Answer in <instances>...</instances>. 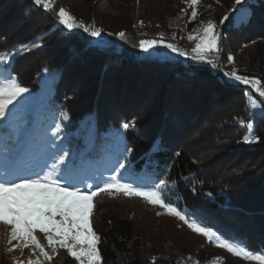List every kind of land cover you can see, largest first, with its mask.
Returning <instances> with one entry per match:
<instances>
[{"label":"trees","instance_id":"obj_1","mask_svg":"<svg viewBox=\"0 0 264 264\" xmlns=\"http://www.w3.org/2000/svg\"><path fill=\"white\" fill-rule=\"evenodd\" d=\"M120 1L123 5L118 7L113 0H55L57 11L62 6L77 21L103 30L107 40L101 47L82 29L69 30L60 25L55 13L46 12L32 0H0V14H7L6 31H0V52L15 51L21 44L41 43L42 47L15 55L11 71L31 90L39 88L41 74L57 71L53 99L59 105L55 107L74 122L86 118L93 121L98 153L92 154L100 155L103 132L121 126L122 118L133 120L134 127L125 130L123 136V157L131 171L146 184L166 181L167 202L194 215L222 237L254 252H264V97L249 85L229 79L221 67H192L180 59L151 57L134 47L143 40L136 34L140 27L162 25L165 15L172 14L167 9L153 11L148 3L151 0ZM173 1L162 0L163 5ZM235 6L233 0L230 8ZM242 6L248 11L244 18L238 20L236 11H232L229 21L222 24L220 47L224 55L231 44L264 37V0H246ZM13 19L16 24L24 22V36L22 32L13 36ZM121 31L126 33L123 41L115 35ZM32 59L35 63L26 66ZM23 67L28 72L27 80ZM77 70L86 80L91 79L92 86L89 101L74 104L73 111L67 94L71 75ZM260 80L264 83V78ZM249 96L259 102L261 112L250 106ZM147 111L152 112L148 119ZM241 121L254 125L259 142H243L247 129ZM197 142L226 150L229 142H234L241 152L235 147L224 158L240 153L238 162L229 166L219 154L215 157L218 164L213 166L202 160L204 150ZM118 197L135 198L144 209L163 212L141 197ZM157 216L183 224L167 214ZM92 219L94 231L101 237L98 247L103 264H145L150 258V239L136 231L131 216L96 205ZM205 243L216 247L215 243Z\"/></svg>","mask_w":264,"mask_h":264},{"label":"rangeland","instance_id":"obj_2","mask_svg":"<svg viewBox=\"0 0 264 264\" xmlns=\"http://www.w3.org/2000/svg\"><path fill=\"white\" fill-rule=\"evenodd\" d=\"M245 1L243 0L242 4ZM178 2H181V4H177ZM232 2L233 0H200L199 5H197L198 17L196 20H191V9H187V12L183 11V9L187 8L185 0H174L170 4L164 5L162 0H151L148 3L153 6V11H164L167 9L166 11L172 15H165V22L162 25L153 24L149 28L140 27L136 34L142 39H159L161 34H163L165 43H175L178 47L190 52L197 41L188 40V35H195L208 21H214L217 24L221 35L223 28L220 21L224 15H232L233 9L230 8ZM112 3L118 7L123 5L120 0H113ZM242 4L235 6L238 20L244 18L248 12ZM6 15L5 13L0 14V31L2 32L6 31L4 29V23L7 19ZM125 17L126 15L118 19ZM11 23L14 24L12 29L15 30V33H12L13 36L16 35V32L18 34L22 32L23 36L26 34L23 29L25 26L24 22L16 24L17 22L13 19ZM106 40V35L103 33L100 37H92L93 43L101 47L105 45ZM143 52L151 57L160 59L165 57L180 59L192 67L201 66L215 69L221 67L224 69V74L236 71L241 75L257 79L264 78V37L253 40H240L234 45L231 44L226 48V55L223 54V49L220 47V52L213 54L216 61H218V67L181 57L177 53H173L163 47L152 48L148 52ZM228 56L234 57V62L230 61ZM35 61L34 59L29 60L26 66L32 65L31 63H35ZM12 63L13 60L0 65V73H2L0 82L3 81L5 75L16 78L11 71ZM22 71L25 72L27 70H24L23 67ZM23 77L27 80L28 72H25ZM86 78L80 70L71 75L72 86H70L71 91L69 90L67 96L73 111L75 110L74 104L78 102L85 104L86 101H89V87L92 84H90L91 79L88 78L89 80H86ZM228 78L234 80L231 77ZM57 79V71L41 74L38 78L39 88L37 90L29 89L27 93L13 101L8 106L5 117L0 118V178L13 180L18 176H28L33 172H40L41 169L46 172L51 169L54 162L52 155L55 153L58 156L60 154L59 150L62 149L66 153V157L64 164L59 165V171L63 173L65 166H69L72 174L76 177L74 183L78 184L81 189L86 186L91 187L97 183L103 186L102 181L109 180L113 176H118L122 183H131L134 186L146 189L158 185L160 182L144 183L139 175L131 171V165L124 160L123 136L125 129H123L122 125L124 123L133 124V120L126 121L125 118H122L121 126L110 128L107 132H103V149L99 152V156L92 154L93 151L98 153L94 148L97 147L94 140L96 126L89 118L80 123L74 122L69 116L68 119H64V113L66 112H61L59 108L55 107L59 104H55L53 99ZM251 98L255 99L252 96ZM257 105V107H253L250 104L254 111L259 113L261 112V107L258 101ZM223 107L224 109L226 108L225 106ZM217 108L220 110V107L215 109ZM147 112L146 119L152 115L151 111ZM195 123L192 122V124ZM55 125L61 126L59 133H57ZM196 144L200 143L197 142ZM53 145L56 147H53ZM200 145H202L201 149L204 150L202 154L205 156L202 160L213 166L218 164V159H215V157L219 154H223L224 158L225 154L232 151L235 147L239 152L242 149L238 144L235 145L234 142H229V149L227 150L218 148L220 146H208L209 142H203ZM98 147H101V145ZM239 154L223 160L230 166L238 162ZM96 157H98L97 160L95 159ZM55 162L59 164L58 159ZM117 162L124 164V168L116 167ZM45 163H47V168L44 167ZM221 163L219 162V164ZM238 176L242 178L240 174ZM62 182L64 181L62 180ZM162 192L164 196L166 189L164 188ZM134 199L129 200L118 197V195H101L98 198H94L93 202L95 206L99 205L100 208L106 206L107 209L116 211L120 215L131 216L135 222L136 231L150 239L148 246L152 252L148 255L150 258L147 257L145 259V264H258L257 261L238 258L217 246L206 245L207 238L193 232L185 224H179L177 219L158 217L156 212L152 213L144 209ZM186 214L190 218L197 220L194 215ZM93 223L92 219V225ZM201 224L205 226L203 223ZM10 234L11 227L0 222V264H16L17 261L26 264L28 259L35 260L37 258L42 261V264H79L66 249L59 246H57L56 254L50 261L45 260L39 250L31 245L27 248L17 247L14 251L9 252L8 249L10 247L20 243V241H12V244H9ZM35 235L40 243L45 246V250L52 254V248L48 246L44 233L37 229ZM158 250H161V253H157ZM258 253L264 254V252ZM218 257L222 259L217 261L216 258Z\"/></svg>","mask_w":264,"mask_h":264},{"label":"snow or ice","instance_id":"obj_3","mask_svg":"<svg viewBox=\"0 0 264 264\" xmlns=\"http://www.w3.org/2000/svg\"><path fill=\"white\" fill-rule=\"evenodd\" d=\"M32 2L48 13H55L58 23L66 29H82L92 37H100L102 34L101 28L77 21L64 7H59L57 11L55 0H32ZM185 3L187 8L183 11L187 12V9L190 8V19L196 20L198 17L197 5L200 0H185ZM242 3L243 0H235L236 5ZM227 21H229V16L224 15L220 23L224 24ZM141 25H143L142 21ZM115 35L122 41L126 39V33L123 31ZM40 39L42 40L43 37ZM187 39L197 41L190 52L178 47L175 43H165L163 34L159 39L140 40L134 47L138 46L145 52L152 48L163 47L181 57L203 62L213 67L219 66L213 54L220 52L222 37L214 21H208L195 35L189 34ZM39 47H42L41 43L32 42L19 45L15 51H2L0 52V65L12 61L15 55L20 52ZM228 59L234 62V57L228 56ZM225 75L244 85H249L260 97H264V83L260 79L241 75L236 71L227 72ZM28 91L29 89L23 87L18 79L5 75L3 81L0 82V118L5 117L8 106L13 101ZM249 102L253 107L258 106L257 101L251 96ZM64 119H68L67 113H64ZM241 123L244 124L243 121ZM122 127L127 130L134 127V123H124ZM244 127L247 129V133L242 138L243 142L248 144L259 142L260 138L255 135L254 125L249 122L244 124ZM55 128L57 133L61 131L60 125H55ZM53 147L56 146L53 145ZM59 152L58 156L55 153L52 155L54 162L51 169L46 172L41 169L40 172H33L28 176H18L13 180L0 178V222L11 227L9 244H12V241H20L19 244L10 247L9 252L14 251L17 247L27 248L31 245L39 250L45 260L50 261L59 246L66 249L79 264H103L102 254L98 247L101 237L94 231L91 219L95 209L93 201L94 198H98L102 194L109 196L122 194L125 197H141L147 203L158 206L163 212H157V215L167 214L178 218L190 230L238 258L264 264V254L253 252L247 246L222 237L212 227L202 226L196 219L190 218L174 204L167 202L162 192L167 186L166 181L161 180L155 187L146 189L131 183H122L118 176H113L109 180L102 181L103 186L97 183L81 189L78 184L74 183L76 177L72 174L69 166H65L64 172L60 173L59 165L64 164L66 153L62 149ZM57 159L59 164L55 162ZM44 167L47 168V163ZM116 167L124 168V164L117 162ZM37 229L44 233L48 246L52 248V254L46 251L45 246L38 240L35 235ZM216 259L219 261L222 258ZM16 264H23V262L17 261ZM26 264H42V261L39 258L28 259Z\"/></svg>","mask_w":264,"mask_h":264},{"label":"water","instance_id":"obj_4","mask_svg":"<svg viewBox=\"0 0 264 264\" xmlns=\"http://www.w3.org/2000/svg\"><path fill=\"white\" fill-rule=\"evenodd\" d=\"M189 28H190V26H189ZM195 67H199V66H195ZM201 67V66H200Z\"/></svg>","mask_w":264,"mask_h":264}]
</instances>
